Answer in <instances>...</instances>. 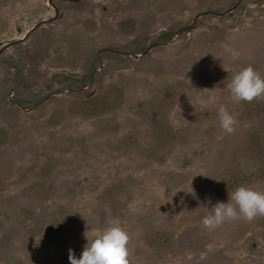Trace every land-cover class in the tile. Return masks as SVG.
Instances as JSON below:
<instances>
[{"label": "rangeland", "instance_id": "374dc122", "mask_svg": "<svg viewBox=\"0 0 264 264\" xmlns=\"http://www.w3.org/2000/svg\"><path fill=\"white\" fill-rule=\"evenodd\" d=\"M248 66L264 0H0V264H68L112 223L129 264H264V216L199 207L264 192V98L227 89Z\"/></svg>", "mask_w": 264, "mask_h": 264}, {"label": "clouds", "instance_id": "9594fccd", "mask_svg": "<svg viewBox=\"0 0 264 264\" xmlns=\"http://www.w3.org/2000/svg\"><path fill=\"white\" fill-rule=\"evenodd\" d=\"M227 89L233 102H252L254 99L264 98V77L248 66L232 75ZM217 119L226 134L236 131L234 117L223 106L217 111ZM210 204L211 201L206 199L199 206L207 213L201 220L206 230H214L234 220L251 222L259 216H264V192L250 187L239 186L228 194L227 202L218 201L209 206ZM86 232H91V236L84 234L86 243L79 258L69 249L68 264H129L130 237L119 223L109 224L100 230L89 228Z\"/></svg>", "mask_w": 264, "mask_h": 264}]
</instances>
